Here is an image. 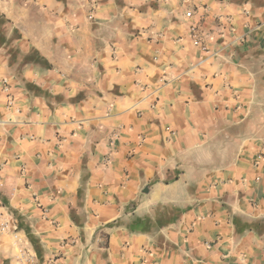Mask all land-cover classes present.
Returning a JSON list of instances; mask_svg holds the SVG:
<instances>
[{
	"label": "crops",
	"instance_id": "obj_1",
	"mask_svg": "<svg viewBox=\"0 0 264 264\" xmlns=\"http://www.w3.org/2000/svg\"><path fill=\"white\" fill-rule=\"evenodd\" d=\"M0 225V264H264V0H0Z\"/></svg>",
	"mask_w": 264,
	"mask_h": 264
},
{
	"label": "built area",
	"instance_id": "obj_2",
	"mask_svg": "<svg viewBox=\"0 0 264 264\" xmlns=\"http://www.w3.org/2000/svg\"><path fill=\"white\" fill-rule=\"evenodd\" d=\"M188 15H191V12L188 13ZM230 27H232V24L230 22ZM192 38L194 40V43L196 46L205 47V35L203 31L199 29V27L195 26L192 28ZM13 100L9 101V104L12 105ZM5 231V227L3 225H0V235ZM16 236V235H15Z\"/></svg>",
	"mask_w": 264,
	"mask_h": 264
}]
</instances>
